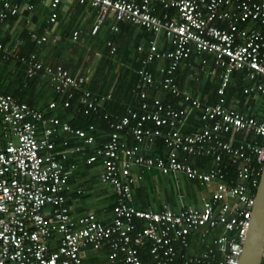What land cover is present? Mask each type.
<instances>
[{"label":"built area","instance_id":"built-area-1","mask_svg":"<svg viewBox=\"0 0 264 264\" xmlns=\"http://www.w3.org/2000/svg\"><path fill=\"white\" fill-rule=\"evenodd\" d=\"M58 1H52L53 9ZM77 1L97 9L92 35L109 15L154 34L138 74L143 85L164 89L179 105L163 103L157 96L149 100L143 90L137 108L123 115L104 113L109 132L104 142L95 144L94 125L75 128L54 114L46 115V111L0 92V264H84L87 246L106 248L109 264H238L261 173L254 163L262 169L264 162V119L228 106L224 92L232 73L241 72L250 81L243 92L253 98L264 95V0ZM18 8L11 0H0V23L16 15ZM56 17L53 11L50 22ZM111 28L118 29L116 25ZM159 35L170 49L157 48ZM30 36L37 43L47 40V35L31 32ZM72 37L77 39L78 31ZM0 52L6 60L24 63L27 77L47 76L56 93L66 96L63 107L69 105L74 90L80 92L78 103L85 114L98 112L111 98L85 88L86 76H74L60 64L45 65L36 54L21 56L17 48L7 50L1 42ZM203 53L213 55L215 65L223 71L219 99L214 104H203L188 90L180 89L174 77L181 61ZM155 60H168L159 68L162 77L158 79L146 69ZM55 108L56 102L48 104V110ZM195 110L200 111L203 127L187 133L184 126ZM62 133L82 144L71 146L70 138H62ZM238 133L254 134L263 142H235L233 136ZM127 135L134 140L133 146L124 142ZM57 137L62 138V148L57 146ZM157 138L164 141L165 156L141 152L142 145ZM85 146L91 147L87 163H101L100 181L116 196L110 222L93 213L74 218L66 203L71 186L63 163L72 153H84ZM201 155L213 157L210 170L189 163L188 157ZM224 155L236 166L235 180L226 181L225 166L221 165ZM136 167L182 174L201 184L214 183L215 189L200 208L139 209L133 204L132 191ZM206 227L221 232L201 255L183 257L177 246L187 248L189 236ZM54 236H58L57 244L51 243ZM143 249L148 251V261L142 257ZM260 264H264V243Z\"/></svg>","mask_w":264,"mask_h":264},{"label":"crops","instance_id":"crops-1","mask_svg":"<svg viewBox=\"0 0 264 264\" xmlns=\"http://www.w3.org/2000/svg\"><path fill=\"white\" fill-rule=\"evenodd\" d=\"M52 1L11 0L13 4L18 5L19 11L14 16L9 15L3 23H0V42L7 50L17 48L19 54L22 52L27 53L26 55L36 54L45 65L61 64L74 76H86L87 81L83 86L93 94H110L113 98L114 92L116 96L113 99L114 102L116 100L114 109L119 111L124 108L126 110L137 108L139 93L143 90H147L149 100L154 96L160 99L169 97L168 102L173 103L172 101L175 99L176 102L173 104L179 105L177 99L170 93L164 89H154L143 85L140 77L136 75L142 67V60L149 49L150 40L154 38L151 31L127 22H117L112 15H109L99 31L92 35L90 29L97 15L96 8L81 4L77 0H59L57 7L53 9ZM28 5L33 8L28 9ZM53 11L56 12L57 17L54 22H50V15ZM113 25L118 27L116 31L111 28ZM26 31L29 35L34 32L39 37L47 35V40L37 43L31 36L26 40L23 38V33ZM74 31H78L77 39L72 37ZM156 42L157 48L160 50L171 48L168 41L161 35L156 37ZM139 47L142 49L140 50ZM24 53L22 56H26ZM7 62L8 60L6 61L4 57L0 61V92H3L6 85L10 84V77H14L19 71H15L13 65ZM167 64V60H155L149 63L146 69L158 79L159 68ZM222 72V69L215 65L213 55L192 54L188 59L181 61L174 77L180 89L188 90L203 104H214L219 99L217 90L221 86ZM33 77H30L32 79H30L31 84L26 100L31 103V106L44 111H47L48 104L54 101L57 110L52 114L56 115L57 111L60 113L64 108L61 102L63 96L59 94L57 96L52 81L43 74ZM134 80L137 81L135 84H133ZM229 84L233 86L243 84L246 87L250 81L244 73L234 72L225 91ZM224 94L226 93L224 92ZM213 96L217 97V100H212ZM258 98L245 96L243 104L234 97L230 101L225 98V101L228 106L237 110H240L242 105L246 109L244 113H248L252 108L251 102L258 104ZM256 109L253 107L251 110L257 112ZM197 112L199 118L200 111ZM200 124V127L198 126L188 133L201 129L203 124L202 122ZM186 126L187 124L184 126V131ZM96 131L95 144H100L106 140L108 133L98 129ZM69 136L65 133L61 134L62 138H70ZM61 137L56 138L58 148H62ZM70 141L73 143L71 146L82 144L75 138H70ZM124 142L127 144V138L124 139ZM140 150L148 156H165L166 154V150L156 139L149 145H142ZM90 154L91 147L85 146L84 153H72L63 163L64 169L69 172L71 186V190L66 195V203L74 218L93 213L99 220L110 222L116 196L109 185L100 181L103 171L101 163L99 161L87 163L86 160ZM132 174L134 178L132 184L133 204L139 209L151 208L159 211L169 208L178 210L186 205L200 208L203 201L208 199L215 189L214 183L201 184L192 180L200 184L201 188L193 186L191 190L188 187L191 179L182 174L166 175L156 170H145L140 167L134 168ZM220 232V229L206 227L193 233L191 254L202 248L203 244L206 246L207 242L213 240ZM53 242L54 244L58 243V236H54L51 240V243ZM106 254V248L93 250L87 246L84 250L83 262L84 264H109Z\"/></svg>","mask_w":264,"mask_h":264},{"label":"trees","instance_id":"trees-1","mask_svg":"<svg viewBox=\"0 0 264 264\" xmlns=\"http://www.w3.org/2000/svg\"><path fill=\"white\" fill-rule=\"evenodd\" d=\"M151 35H152V33H151ZM29 36L30 35L27 34V31L23 33V38H25L26 40H27V38H29ZM151 37L152 36H150V38ZM23 53L24 52H22L20 55L22 56ZM24 54L26 55L27 53H24ZM26 56H29V55H26ZM2 59H3V55H2V52H0V61ZM167 62H168V60H167ZM7 63L10 64V65H13L15 71H17V70H19V71H18V73L15 74L14 77H10V81L11 82H10V84L6 85V87L3 90V92L11 94V95L19 98L21 101L27 102L29 105H31V103L26 100V97L28 96L27 94H28V91H29V86L31 84V80L30 79H32V78L26 76V65L24 63L18 61V60H14V59H8ZM159 73H160V71H159ZM136 75H137V77H140L139 74L136 73ZM157 77H162V74L160 73V75H157ZM136 82L137 81L134 80L133 84H135ZM24 87H26V88L24 89ZM244 87H245V85L243 86V84H238L237 86H233V85L229 84L227 86V91H225L226 94H224V98H226L227 101H230V99L234 97L240 103L243 104L245 96H247L243 92V88ZM132 88H133V86H132ZM130 92H131V88H130ZM113 95H114V97H116L114 92H113ZM57 96H59L58 93H57ZM79 96H80V92H78L77 90H74L72 97L69 99V105L67 107H64L63 109H61L60 113L57 111L56 116H58L62 120H67L72 126H74L75 128H79V129L80 128L81 129H87L89 125H94V127H95V130H94L95 135H96V132H97L96 129L104 130L107 133L109 132L108 123L103 118L104 113H110L111 115L115 116V115H123L127 111L126 108L122 109V111H121V109H120V111L118 109H114L115 108V104L114 103L116 102V100L114 102L113 101L114 97L113 98L111 97L112 98V102H111V100H110L111 98H110L104 104V107H102V109H100L98 112H91L89 114H85L82 111V108H81V106L78 103ZM259 97H260V98H258L259 102L257 100L258 104H256V102H255V104H253L254 102H251V104H250V106L252 107L251 109H253V107H256L257 108L256 110H258V111L256 112V111H253V110L250 109L248 111V113H246V114L253 115V116L257 117L259 120H263L264 119V95H260ZM65 100H66V96H63L62 97V101H61L62 104H63V101H65ZM161 100H162L163 103H167L170 100V98L169 97H165V98H163ZM212 100H217V97L213 96ZM172 102L175 103L176 102L175 99H173ZM56 110L57 109H53L52 111L51 110H47L46 111V115H50ZM239 111L240 112H246V109H245V107H243L241 105V108H240ZM197 118H198V112L197 111H194V113L189 116V118L187 119V122H186V124L188 126V127L186 126L187 129L185 127V131L187 133L190 132V131L195 130L196 128H198V126L200 127V125H201L200 123L201 122L198 121L199 118L198 119ZM126 138H127V144L129 146H133L135 144V142H134V140L132 139L131 136L127 135ZM225 138L228 139L229 136L226 135ZM242 139L247 140V141H256L259 145L262 144V142H263V139L261 137L256 136L254 134H248V133L241 134V133H238V134H235L233 136V140L235 142L236 141H240ZM156 140H158L159 144L161 145V147L166 150L163 139L162 138H157ZM70 145H73V143L71 141H70ZM188 160H189V163L193 167H195L197 169H200V170H210L213 167V165H214V160H213V157L211 155L190 156V157H188ZM221 165L225 166L226 181L235 180L236 179V166L233 165L231 163V161H229V159H228V157L226 155H224L222 157ZM254 165H255V168L257 170H259V171L261 170V165H258L256 163H254ZM190 181H191V183H189V186H188L189 189L192 190L193 186H197V188H201L200 184H197L196 182H194L192 180H190ZM194 184H196V185H194ZM142 209H144V208H142ZM192 236H193L192 234L189 236V246L187 248H180V247L177 246V249L180 250L179 252H180L181 255H183V257L184 256L195 257V256H198V255H201L206 249L205 245L203 244L202 248H199L194 254L193 253L191 254L190 247H191V237ZM211 243H212V240L207 242V245L211 244ZM142 257H143L144 260L145 259H149L147 249H143L142 250ZM180 260H182V259H180Z\"/></svg>","mask_w":264,"mask_h":264},{"label":"water","instance_id":"water-1","mask_svg":"<svg viewBox=\"0 0 264 264\" xmlns=\"http://www.w3.org/2000/svg\"><path fill=\"white\" fill-rule=\"evenodd\" d=\"M250 224L238 264H260L264 243V162L256 188Z\"/></svg>","mask_w":264,"mask_h":264}]
</instances>
